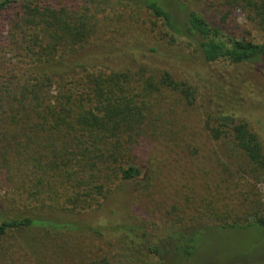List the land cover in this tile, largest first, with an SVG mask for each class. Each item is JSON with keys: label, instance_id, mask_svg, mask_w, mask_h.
Returning <instances> with one entry per match:
<instances>
[{"label": "trees", "instance_id": "16d2710c", "mask_svg": "<svg viewBox=\"0 0 264 264\" xmlns=\"http://www.w3.org/2000/svg\"><path fill=\"white\" fill-rule=\"evenodd\" d=\"M214 1L231 11L250 9L251 20L261 17L264 23V1ZM80 4L0 0V17L8 16L4 28L0 26V193L8 188L0 194L1 253L6 247L14 250L18 237L30 229L39 228V238H47L57 231L53 229L65 228L44 220L40 213L78 214L99 208L124 183L140 178L145 166L139 154L147 146L151 149L152 144L165 143L176 125L174 108L161 105V98L173 96L186 109L197 102L199 84L172 64L142 66L136 71L104 67L102 54L92 49L101 47L97 42L113 25L112 19L103 15L107 8L118 7L132 18L145 12L167 44L179 48L178 53L193 54L201 66L264 64V42L226 35L225 27L192 10L189 0H90ZM136 38V33L129 32L125 39L129 47L107 49L109 56L130 54L136 48ZM148 51L159 56L157 46ZM206 116L213 139L229 138L244 160V167L237 171L262 177L264 147L247 124L232 115ZM235 176L236 172L230 184ZM149 180L148 175L142 190L147 189ZM5 201L11 205L4 206ZM233 204H249L244 209L255 218L253 225L264 230L260 202L243 199ZM210 205L215 210V206L219 210L230 206L221 201ZM195 212L201 216L199 209ZM212 215L207 213L206 218ZM214 226L215 230H230L252 224L236 218ZM213 231L203 226L192 236L176 233L178 243L172 246L191 257L203 235ZM27 247L35 248L36 240L28 241ZM159 247L154 249L156 255ZM108 263V259H100L91 264Z\"/></svg>", "mask_w": 264, "mask_h": 264}, {"label": "rangeland", "instance_id": "374dc122", "mask_svg": "<svg viewBox=\"0 0 264 264\" xmlns=\"http://www.w3.org/2000/svg\"><path fill=\"white\" fill-rule=\"evenodd\" d=\"M45 1L54 6L77 7L90 0ZM189 2L192 10L225 27L226 35L264 42L262 18L251 20L250 9L231 11L214 0ZM103 15L111 18L113 25L106 29L102 41L97 42L101 47L92 50L102 54L105 68L136 71L142 66L172 64L182 69L181 73L188 75L192 83L199 84L197 102L193 108L186 109L173 96L161 98V105L174 108L176 125L165 143L152 144L151 149L147 146L139 154L141 165L145 166L141 168V177L124 183L99 208L78 214L40 213L44 220L65 228L53 229L57 231H51L47 238H39L42 234L36 232L39 228L22 233L14 250L6 247L0 252V264H91L100 259H108V264H264V230L253 225L255 218L244 209L249 204L241 207L233 204L243 199L248 203L260 202L264 216V174L260 177L237 171L244 167V160L238 156L233 142L229 138L213 139L206 127V114L232 115L246 123L264 147V64L201 66L193 54L185 50L178 53L179 48L167 44L145 12L132 18L117 7L107 8ZM227 15L229 18L223 23ZM7 19L8 16L0 17L2 28ZM129 32L137 35L136 48L130 54L109 56L113 49L129 47L125 42ZM153 46L158 47L157 57L148 51ZM235 172L234 183L230 184ZM148 175L152 180L142 190ZM3 189L2 195L8 188ZM216 201L230 206L220 210L215 206V210L210 203L215 205ZM3 204L11 205L7 201ZM196 209L201 211L200 217ZM207 213L213 214L211 219L206 218ZM236 218L252 226L215 230L214 225L233 222ZM193 219L196 221L190 222ZM203 226L214 231L203 235L193 256L185 257L174 250L172 245L178 243L176 233L192 236L202 231ZM36 233H39L34 239L36 247L29 249L28 241L34 240L28 239ZM171 235L172 240L168 239ZM158 246L160 252L156 255L158 250L154 249Z\"/></svg>", "mask_w": 264, "mask_h": 264}]
</instances>
